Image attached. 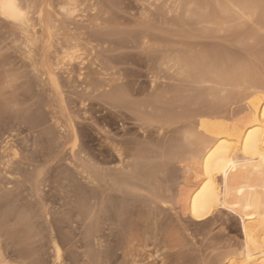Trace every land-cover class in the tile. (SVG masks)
Segmentation results:
<instances>
[{"label":"bare ground","instance_id":"6f19581e","mask_svg":"<svg viewBox=\"0 0 264 264\" xmlns=\"http://www.w3.org/2000/svg\"><path fill=\"white\" fill-rule=\"evenodd\" d=\"M170 1L0 0V93L26 80L22 86L29 99H36L41 108H50L46 118L57 130V137L52 138V154L71 144L70 157L65 159L72 173L69 187L78 181V189L90 194L82 202L78 199L82 219L92 224L87 230L90 245L108 250L110 238L116 234L127 245L137 241L147 246L153 242L163 250L167 247L164 244L171 242L200 254L204 264H264V86L249 85L243 96L246 106L242 114L234 110H192L185 92L181 96L180 90L161 79L162 67L171 75L180 68L176 69L178 73L193 70L202 77L211 67L205 56L204 61L173 48L180 33L172 30L179 23L172 19L175 15H171ZM252 9L246 7L245 14L253 19L251 14L258 11ZM123 28L130 31L129 45L140 47L145 55L149 76L146 86L139 83L137 88L130 87L139 79H134V72L130 75L119 67L124 61L121 51L127 35ZM113 38L121 40L114 45ZM235 79L238 81L237 76ZM65 88L72 90L76 98L68 99ZM176 91L178 97H172ZM94 101L109 106L108 113L101 115L97 111L101 104L95 108ZM70 105L79 108L83 120L94 125L96 154L81 144L80 124L73 118ZM11 127L0 131V200L5 202L0 232L9 239L18 234L28 237L33 220L44 215L50 229L44 237L49 238L53 263L63 264L62 247L47 212L50 205L41 196L43 173L30 169L31 165L25 168L26 164L16 160L19 149L14 145ZM235 216L240 221L242 241L223 247L215 259L207 251L220 247L217 243L206 244L209 234H201L200 241L194 234L182 235L192 226L219 224L227 228ZM12 221L15 226L5 227Z\"/></svg>","mask_w":264,"mask_h":264},{"label":"rangeland","instance_id":"374dc122","mask_svg":"<svg viewBox=\"0 0 264 264\" xmlns=\"http://www.w3.org/2000/svg\"><path fill=\"white\" fill-rule=\"evenodd\" d=\"M125 3H127V1H125ZM170 3L172 6L170 5ZM222 3H224L223 6L227 5L228 7L227 6L226 8L223 6L221 7ZM174 5L176 7H174ZM217 6L219 9L216 8ZM161 7H160V4H159V8L157 7V11L159 13L160 11H162L160 10ZM169 7H170V11L171 12L173 11L171 15L172 16L175 15V17L171 16L172 19L174 20V18H176L179 24L175 23L176 20H174V23L179 26L181 25V27L184 26L182 25V23L185 24V26L182 27L181 29L180 27L174 25L172 30L180 34L176 35L174 42H173V48L176 49L179 53H186L189 57L191 55L193 57L194 55V56L199 57L200 59L203 58L202 60H204V56H205L206 61L205 60L204 61L206 62V64L207 63L209 64L208 66H210L211 69L207 73L208 76L207 74H205L203 75L205 77H202V75L197 74V71L195 72L193 70L190 71V70L183 69V71H181L182 74L180 73V71L178 73L176 71V69L178 68L175 69V72H174L175 75H171L166 70V68L162 67V70H164V75L162 74L161 79H164V80L166 79L165 81L164 80L163 81L166 84L168 83L167 86L172 87V88L175 87L177 90H180V93L182 91L183 93L185 92L184 93L185 96L183 93H181V96L183 95L185 98H187V100L191 102V104H193L192 110L194 111H201L202 109L203 111H208V110L209 111H216V110L217 111H224V110L231 111V110H234L235 113L242 114L246 106V102L243 101V96L246 94L248 87H250L251 85L258 87L259 84L264 86V0H256V1L255 0H233V2L232 0H220V1L219 0H207V1L206 0L205 1L204 0H199V1L198 0H174V1L171 0L169 2ZM171 7H172V10H171ZM246 7L248 8L250 7V9L253 8L252 9L253 12L254 10L258 11V13H256L255 11L254 14H251V15H254V17L252 16L253 19L251 17L249 18L245 14ZM173 9H176V11ZM241 10L244 11V13H242ZM127 11L128 10L124 11V14L126 16H128L127 14H129V12ZM223 12H224V15H223ZM242 14L246 15V17L243 16ZM206 16L208 18V21L206 19ZM218 16L220 19L218 18ZM224 17L226 18V20ZM123 29H124V32L126 31L125 34H127V35H124L125 42H123V44L126 43L127 45H129L131 40L128 37L129 36L128 33L130 31L129 29H125V28ZM183 32H184V35H183ZM119 40L121 39L113 38L114 45L115 43L119 42ZM126 44L121 51L124 57V61H123V64L119 65V67L122 69L125 68L124 70L127 69L128 73L134 72V79L136 77L139 79L136 84H133V83L132 85L130 84V87L136 85L135 88H137L139 86L137 84L139 83L143 84L142 86H146L149 83L148 82L149 76L147 75V68L145 66L146 65L145 55L143 54V51L141 50L140 47L139 48L137 47L134 49L132 48L131 45H129L128 47ZM209 52H210V55H209ZM233 62H235L234 63L235 67L233 65ZM178 70H181V69L179 68ZM227 72L229 74H227ZM1 73L2 72L0 71V75ZM232 75H233V78H232ZM236 76L238 78V81L235 79ZM244 78H246V80ZM182 79H185L183 80L185 83L182 82ZM188 79L191 81H189ZM233 80L234 82L232 83ZM24 82H26V80H22L21 82L19 81L16 87H14L13 89L6 88V90H2L3 92L0 93V97H1L0 105L2 104L1 102H3V104L7 103L5 105L2 104L3 106L1 105L3 108H1L0 106V114L4 112L1 116L0 131L8 130V125H13V127H11L13 128L11 135H12L14 145L17 146V148L19 149V155H20V156L19 155L17 156L16 160L17 161L19 160L20 163L26 164L27 167L25 165L24 166L25 168H29L30 165L31 166L33 165L32 167L34 168H31L30 166V169H37V172L43 173L41 176V182H42L41 196L44 198V201L47 200L48 202H50L48 203L46 201L47 205L48 206L50 205L49 209L47 207V212L50 215L49 219H51V216H52L51 225H52V228L54 226L55 235L59 240L60 246L62 247L63 264H89V263L90 264H109V263L110 264H179V263L180 264H198V263L204 264L203 259L200 257V254L194 253V252L192 253V251L190 252L184 248H180L179 246L177 247L175 244L173 245V243L171 242L164 244L167 247L163 248V250L161 249V246H158L156 244H155L156 246L155 247L153 242H150V245L148 244L147 246H144L143 242L138 243L137 241L134 242L133 245L132 244L127 245L125 240L120 239V237L114 233L115 235H113V237L110 238L112 242L108 250H106L105 248L101 249V248H98L97 246L90 245L89 237L87 236V230L92 224L89 223L88 221L84 222V219H82V216L79 213V205H78V203L80 204V201L82 202V199H84L86 195L88 196L90 194H83L82 190L78 189L79 188L78 181H75V184L73 183L71 184L72 186L74 185V187L72 188L69 187V184H70L69 180H72L70 175L72 173H70L71 170L69 168L68 163H66L67 162L66 160H68V158L70 157L69 150H70L71 144H68L67 146H65L63 150L62 148H60L58 154H52L53 152L52 138L55 135L57 137V134H56L57 130H55V128H53L50 125L51 122H49L46 118V112H48L50 108L48 107L41 108L38 105L36 99L30 100L29 99L30 96L24 90V87H23L25 84ZM188 83L190 84V86ZM1 84H0V87H1ZM186 86H188L187 87L188 89L185 88ZM1 89L2 88H0V90ZM65 89H66L65 90L66 97L68 99L76 98L75 96L72 95L73 94L72 90H69L67 88ZM176 92L172 95V97L173 96L178 97L179 91L177 93ZM45 97L46 96H44V98ZM143 97L144 96H141L140 98H143ZM224 101L225 102L228 101V102L225 103ZM102 103L103 102L101 101L93 102L94 107L96 106L95 108L99 107L97 111H100L101 115H103L104 113L107 114L110 107ZM97 104L98 105L101 104V106H98ZM102 106L104 107V109ZM68 107L75 121H77L80 124L79 126L81 130L79 129L80 130L79 133H80L81 144H84V146L90 151V153H92V155L96 154L98 146H96L97 145L96 141H94V138L96 137L95 130H94L95 127H92L94 125H92L90 121L83 120V116H82L83 114L79 111V108L77 107L75 108L73 107V105H70ZM5 112L7 114H5ZM37 117L38 118L41 117V118L38 119ZM41 127H43V129ZM32 131L34 134L32 133ZM51 133L52 135L53 134L54 135L50 136ZM50 155L52 156L51 159H50ZM26 159L27 161H25ZM31 159H32L31 161L32 163H30ZM16 160L14 161L16 162ZM24 167L23 169H25ZM66 176H67V180L65 179ZM67 189L70 191V193H68ZM44 194L46 198L43 196ZM78 199L79 200L81 199V200L79 201ZM2 202L3 201L0 200V220H1V214L4 211V206H5L3 205L5 204V202L3 203ZM66 204H69L68 205L69 207ZM71 207H73L74 209L76 208V209L72 212L71 210H73V208ZM69 208H71L70 211H69ZM69 215L73 216L74 220L71 219L72 217ZM76 215L79 217H77ZM43 218L45 219L44 215L38 217L37 218L38 220L37 219H34L35 221L33 220V225L28 234V237L27 236L24 237L23 235L21 236L20 234H18L17 236H15L16 238L9 239L4 234L3 231L0 232L1 234L0 264H34V263L35 264L36 263L52 264L53 263L54 257H52L53 251L51 249V245H49L50 244L48 240L49 238L46 239L44 237L46 235H47L46 237H48V233H49L48 231H50L49 224ZM39 220H41V222ZM232 220L233 221H230V223H228V227H227L228 229L226 227L220 226L219 224H215L214 226H207L205 228L200 227V226H196L193 228L192 226L189 230L191 232L187 231V232H184V234L178 231L176 232L182 235H186V234L193 235L194 234L193 236L196 237V239L198 240L202 238L203 235L209 234L208 238L210 241H207L206 244L213 246L217 243L218 246L222 248V249L219 248L216 251H212V250L207 251L212 256L211 258L215 259L216 255L224 251L225 248L223 247L234 245L235 243L242 241V233L240 231L241 230L240 221L238 217L236 216ZM42 221H44V223ZM9 225L15 226V222L12 221L10 223H6L5 227H8ZM39 225H40V229L38 228L36 230V228L39 227ZM42 225L43 227L47 225L45 227L46 229L43 228ZM93 225H96L97 229H100L97 223H93ZM39 231H41V233ZM105 233L108 234L109 233L108 230ZM41 236H43V238L45 239H43ZM34 239H36V241ZM28 241L31 243H29ZM159 247L161 251H160V254L159 253L157 254L156 250H158ZM197 247H199V244L197 245ZM161 252L165 254L163 255ZM162 256L165 257V262H163Z\"/></svg>","mask_w":264,"mask_h":264}]
</instances>
